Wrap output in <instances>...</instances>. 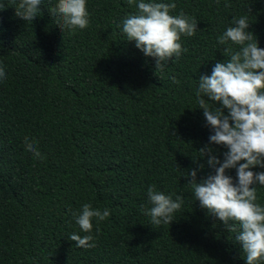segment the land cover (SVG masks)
<instances>
[{
  "label": "trees",
  "instance_id": "1",
  "mask_svg": "<svg viewBox=\"0 0 264 264\" xmlns=\"http://www.w3.org/2000/svg\"><path fill=\"white\" fill-rule=\"evenodd\" d=\"M19 2L0 0V264H246L238 231L200 207L184 176L198 164L197 179L212 171L199 159L212 133L196 93L200 76L229 59L217 38L247 16L264 48V0H144L197 21L163 70L126 40L122 21L137 11L128 0H86L90 26L74 32L51 13L58 0H41L32 23L15 15ZM210 147L223 161L227 149ZM226 174L235 180V169ZM153 185L183 198L170 225L145 215ZM85 203L110 209L92 221L91 249L68 239L85 235L72 214Z\"/></svg>",
  "mask_w": 264,
  "mask_h": 264
},
{
  "label": "clouds",
  "instance_id": "2",
  "mask_svg": "<svg viewBox=\"0 0 264 264\" xmlns=\"http://www.w3.org/2000/svg\"><path fill=\"white\" fill-rule=\"evenodd\" d=\"M128 4L135 5L137 11L122 21V32L126 40L135 42V47L145 57L154 59L155 68L163 70L173 57L179 59L187 51L180 40L182 35L192 37L196 34L195 18L183 12L170 15L176 9L172 2L128 0ZM40 5L41 0H20L15 15L32 23ZM224 6L231 7L228 0ZM3 9L4 5L0 4V10ZM50 11L61 18V27L69 31L85 30L90 26L86 0H58ZM233 24L217 38L219 45L226 46L223 54L229 59L215 63L211 75L200 76L196 93L206 126L212 133L208 137L209 144L198 150L199 159L206 157L212 171L197 179V172L204 168L203 164H198L197 169L187 171L184 177L200 207L218 218L228 232L238 231L235 240L241 245L246 264H264V206L257 202L255 187L257 184L264 186V171L252 170L264 169V48L258 47L254 34L248 31L251 23L247 16L234 18ZM233 46H239V50H234ZM6 78L5 68L0 65V80ZM172 81L179 83L175 77ZM205 97L215 104L214 111ZM212 144L227 149L223 161L213 154ZM25 148L35 159H43L35 142L26 138ZM230 169H235V180L226 174ZM147 197L151 207L145 209V215L150 216L151 223L156 226L170 225L184 203L181 196L173 199L172 194L158 191L154 185L149 186ZM72 214L85 235L73 233L68 239L75 242L76 247L94 248L92 221L106 220L110 209L101 211L85 203L78 213Z\"/></svg>",
  "mask_w": 264,
  "mask_h": 264
}]
</instances>
